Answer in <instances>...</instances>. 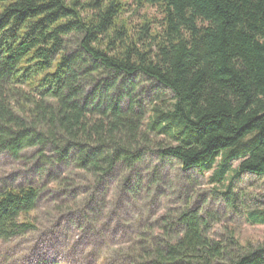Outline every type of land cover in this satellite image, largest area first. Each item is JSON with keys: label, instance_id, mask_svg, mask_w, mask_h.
<instances>
[{"label": "clouds", "instance_id": "clouds-1", "mask_svg": "<svg viewBox=\"0 0 264 264\" xmlns=\"http://www.w3.org/2000/svg\"><path fill=\"white\" fill-rule=\"evenodd\" d=\"M126 4L131 5L129 27L137 25L129 33L133 42L142 35V24L149 22L145 15L149 10L160 18L150 25L151 35L136 46L141 51L151 48L150 60L167 72L170 60L160 49L170 56V41L180 40V33L190 38L193 21L188 16L181 21L174 7L171 20L166 19L168 0ZM81 15H88L87 10ZM205 22L200 18L195 24ZM170 26L177 29L171 36ZM237 29L249 45L264 48V20L245 16ZM236 59L238 67H246L240 57ZM127 67L134 76L99 70L97 79L110 76L115 83L88 98L90 115L83 124L37 122L33 126L45 137L19 149L15 159L0 163V186L10 174L19 173L6 191L23 198L15 214L0 221V264H241L243 257L264 248V240L251 245L239 239L242 231L264 229L249 219L250 213L264 208L261 204L214 208L205 201L195 213L196 225L183 223L201 200L200 193L215 187L209 178L223 154L211 168L186 170L182 157L159 151L181 146L175 129L169 134L151 129L157 115L176 112L181 96L145 73L152 67L149 61L133 57ZM54 70L55 66L49 69ZM128 78L132 83L125 87L122 82ZM154 87L160 92L150 95ZM73 99L80 103L57 98L56 109H64L71 118L73 108H85L81 97ZM229 99L238 97L229 93ZM258 187L264 190V183ZM260 235L264 237V231Z\"/></svg>", "mask_w": 264, "mask_h": 264}, {"label": "trees", "instance_id": "trees-1", "mask_svg": "<svg viewBox=\"0 0 264 264\" xmlns=\"http://www.w3.org/2000/svg\"><path fill=\"white\" fill-rule=\"evenodd\" d=\"M168 4L166 19L171 20L174 7L175 15L181 21L188 16L193 26L190 38L180 33V40L170 41V56L160 49L170 60L167 72H161L150 60L152 49L136 46L151 35L150 25L160 18L156 15L143 23L142 35L133 42L129 33L137 25L129 27L125 15L131 5L126 0H0V156L10 161L26 144L43 139L44 131L33 126L37 122L83 124L90 115L88 98L115 83L110 76L97 79L99 70L134 76L127 64L137 57L152 64L144 69L146 74L181 96L176 112L157 115L151 129L157 134L175 129L174 138L185 151L181 146L159 151L182 157L186 170L211 168L222 153L209 178L215 185L212 191L226 206L247 204L235 185L243 175L264 177V48L249 45L237 25L245 16L264 20V0H168ZM85 10L88 15H81ZM200 18L206 22L196 25ZM176 31L170 26L167 34ZM236 57L246 67H238ZM122 83L130 87L132 80ZM159 92L154 87L149 94ZM229 93L238 99H229ZM59 97L74 105L80 101L73 98L81 97L85 108H73L70 118L64 109H56ZM234 162L239 163L235 170ZM6 189L7 185L0 186V221L15 214L23 199ZM199 205L183 219L190 228L196 225ZM249 219L264 225V210L250 213ZM241 264H264V248L243 257Z\"/></svg>", "mask_w": 264, "mask_h": 264}, {"label": "rangeland", "instance_id": "rangeland-1", "mask_svg": "<svg viewBox=\"0 0 264 264\" xmlns=\"http://www.w3.org/2000/svg\"><path fill=\"white\" fill-rule=\"evenodd\" d=\"M145 15H147L151 18L156 16V14L153 13L151 10H149V12L146 13ZM125 16L127 17V14ZM143 17H144L143 15L137 14V18L140 20H142ZM127 19H129V18L127 17ZM135 25L136 24H132V26H135ZM7 162H9L8 159H6L3 156H0V163H7ZM238 164H239L238 162H234L232 164V169H234V165H235V169H236ZM17 175H19V173L14 172V173L10 174L8 177H6L5 183L3 186L7 185L8 182H10L12 180H15ZM262 178H264V177H262ZM262 178L249 176V175H243L241 177V179L239 180V182L236 183L235 191L237 193H239L240 195H243L244 198L247 197V199H245V201L247 202V204H246L247 206H251L253 204L264 205V190H261L258 187V185L260 183H264V180H262ZM212 190H213V188L210 190L206 189L205 191H202L200 193L201 200L198 201V203L202 204L203 203L202 201H207L212 207L219 208L221 205H224V204L221 203L220 199H217L218 196ZM209 196H211L210 200L208 199ZM258 209L264 210V208H258ZM210 213H211V209H210ZM261 231H264V229H257V230L248 231V232L242 231L239 234V239H243L247 244L255 245L256 243L264 240V237H261V235H260Z\"/></svg>", "mask_w": 264, "mask_h": 264}]
</instances>
